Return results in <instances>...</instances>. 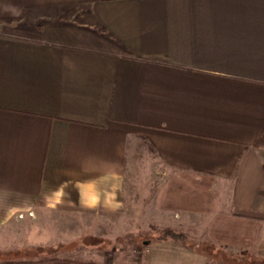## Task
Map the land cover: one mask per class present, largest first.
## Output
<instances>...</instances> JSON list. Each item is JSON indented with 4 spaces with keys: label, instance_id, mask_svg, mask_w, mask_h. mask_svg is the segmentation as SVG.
<instances>
[{
    "label": "crops",
    "instance_id": "obj_1",
    "mask_svg": "<svg viewBox=\"0 0 264 264\" xmlns=\"http://www.w3.org/2000/svg\"><path fill=\"white\" fill-rule=\"evenodd\" d=\"M0 32V264H264V0H0ZM135 182L183 240L19 256L109 244Z\"/></svg>",
    "mask_w": 264,
    "mask_h": 264
},
{
    "label": "rangeland",
    "instance_id": "obj_2",
    "mask_svg": "<svg viewBox=\"0 0 264 264\" xmlns=\"http://www.w3.org/2000/svg\"><path fill=\"white\" fill-rule=\"evenodd\" d=\"M157 162V161H156ZM165 170V166H162ZM158 168V166H157ZM158 171V169H157ZM138 173V172H136ZM139 175L137 174L135 177L132 178L131 182L134 184V179L138 178L139 181ZM147 178H149V175H147ZM136 183V189L134 191H128V194H130V197H128V200L126 202L127 210H129L128 213H118L115 217V228L111 230L110 228L106 232L107 234L113 233V239L111 242L109 241V244H105L103 247L100 248V246L94 244V239L86 238L81 239L78 241H75L73 238L71 239L72 242L69 246H50L47 248H44L43 250L39 249L38 247H33L29 249L30 255H27L28 253H21L19 256H42V255H48L50 253L58 254L61 256H68L70 258H86L91 253V251L94 248L97 251L95 252H114V248H118L122 251H124L126 254H131L134 252V254L139 252V249H142L144 247V242L152 237L165 234L168 229H149V226H156L161 222H168L170 221L169 217L165 213H155V205H154V191H151L152 197L144 196L145 191L139 189L138 182ZM150 184L149 182L147 183ZM140 190V191H139ZM144 211V213L142 212ZM66 216V215H65ZM69 216V215H68ZM69 217L74 218L75 215H70ZM68 224L67 227H69V230H67L68 234L73 237L77 232H81L80 230L75 229V224L73 225L71 221L67 220ZM170 230V229H169ZM175 231V230H173ZM177 231V230H176ZM179 231V230H178ZM91 232V231H89ZM112 232V233H111ZM182 232V231H181ZM190 233V231H188ZM111 237V236H110ZM179 241V240H178ZM113 242V243H112ZM84 243H87L89 245H86L84 248L85 253H77L79 249H83L81 245ZM80 245V246H79ZM77 248V249H76ZM91 249V251H90ZM28 251V248L26 249ZM28 251V252H29ZM33 251V252H32ZM81 251V250H80ZM20 254V253H19ZM10 256H18V255H10ZM117 264V263H116ZM121 264V263H119Z\"/></svg>",
    "mask_w": 264,
    "mask_h": 264
},
{
    "label": "trees",
    "instance_id": "obj_3",
    "mask_svg": "<svg viewBox=\"0 0 264 264\" xmlns=\"http://www.w3.org/2000/svg\"><path fill=\"white\" fill-rule=\"evenodd\" d=\"M0 35L4 36V37L12 38V39H21L19 36L6 34L4 32H0ZM236 214H237V212H236ZM253 214L255 216H257L258 218L264 219V212H260V211L259 212H253ZM184 236L185 235L181 232L168 230L165 232L164 236L161 239L173 238L175 240H183ZM88 264H98V263H88Z\"/></svg>",
    "mask_w": 264,
    "mask_h": 264
}]
</instances>
